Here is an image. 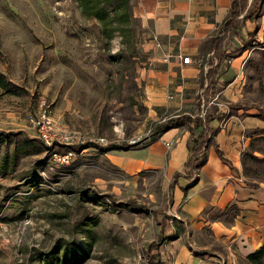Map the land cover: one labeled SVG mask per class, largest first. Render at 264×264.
Returning a JSON list of instances; mask_svg holds the SVG:
<instances>
[{"label": "rangeland", "instance_id": "rangeland-1", "mask_svg": "<svg viewBox=\"0 0 264 264\" xmlns=\"http://www.w3.org/2000/svg\"><path fill=\"white\" fill-rule=\"evenodd\" d=\"M262 1L244 0L212 52L203 49L194 60L203 89L188 92L191 113L197 108L200 116L212 113L224 121L230 103L213 100L215 80L206 74V58L209 52L217 58L216 48L238 37L236 28L245 20H259ZM247 14L252 17L244 18ZM246 37L239 39L255 51L252 80L235 104L264 114L258 85L263 52L252 32ZM147 39L137 17L104 26L84 15L76 0H0V72L12 84L9 90L0 86V264H150L152 256L162 263L158 234L173 212L171 177L161 168L125 172L109 160L110 150L94 143L73 152L68 163L54 164L32 124L43 99L56 134L77 132L83 142L98 136L107 142L143 138L128 152L145 144L146 129L177 112L147 102L144 84L152 66ZM165 54L163 62L173 52L166 59ZM258 118L261 126L244 131L248 137L239 158L246 150L261 159L246 160V174L242 167L241 173L264 184V120ZM183 127L191 136L195 132ZM200 216L228 221L217 208L206 207ZM170 219L167 224L185 230L181 220ZM194 241L189 247L194 253L202 245L220 248L204 226Z\"/></svg>", "mask_w": 264, "mask_h": 264}, {"label": "crops", "instance_id": "crops-1", "mask_svg": "<svg viewBox=\"0 0 264 264\" xmlns=\"http://www.w3.org/2000/svg\"><path fill=\"white\" fill-rule=\"evenodd\" d=\"M230 2L135 0L132 15L145 28L148 37L145 47L150 50L146 58L152 63L144 84L145 91L150 95H147L149 105L190 115L199 112L197 108L194 113L188 109L193 105L188 92L203 89L197 79L199 63L194 62L197 47L202 39L215 32L228 13ZM261 7L264 8V0ZM236 30L238 37L235 35L229 44L216 48L215 53L219 52L217 58L209 56L213 48L208 54L211 64L217 63L221 54H231L222 59L212 75L215 89L210 94L218 105L222 102L235 104L242 97L246 80H252L255 51L248 46L241 48L243 43L239 37L245 40L246 32H252L259 41L256 47L260 52L264 51V11L258 21L245 20ZM151 35L159 40V46L154 44ZM167 51L173 52V55L163 62L160 58ZM180 54H188L191 61L181 63ZM175 67H178V74ZM260 78L264 97V57L260 61ZM219 108L223 110V107ZM149 110L155 112L152 108ZM254 112L251 106L240 107L223 117V122L215 115L209 119L208 124L214 128V145L210 144L206 149L205 161L191 171L184 166L189 154L190 132L183 125L170 127L156 137L151 135L145 144L132 152L128 151L133 146L118 148V151L110 149L107 153L109 160L125 172L161 168L171 177L173 212L169 219H165L166 225L158 234L160 244L157 251L162 264H248L246 254L264 240V184L249 186L244 183L239 158L248 137L244 131L262 125V121L252 115ZM170 140L172 143L166 145ZM215 146L221 154L217 153ZM229 204H234L236 212L228 222L200 216V211L206 207L219 209ZM170 218L181 220L185 230L167 224ZM202 226L206 227L220 248L202 245L205 248H201V253L192 252L189 248L191 241L195 242V235Z\"/></svg>", "mask_w": 264, "mask_h": 264}, {"label": "trees", "instance_id": "trees-1", "mask_svg": "<svg viewBox=\"0 0 264 264\" xmlns=\"http://www.w3.org/2000/svg\"><path fill=\"white\" fill-rule=\"evenodd\" d=\"M78 6L80 7L81 12L89 17L95 18L98 20L102 25L107 26L108 24L111 25L114 23L115 25H120L122 22H126L131 18H136L132 15V5L135 1L131 2V0H76ZM244 0H231L230 7L228 9V13L226 17L222 20V22L218 25L215 32L204 39H202L197 47V53L196 58L198 54L203 49H212L216 47L220 34L223 33L225 30L230 28L232 24L230 23V18L236 16L240 8L243 4ZM244 18L252 17V15H245ZM115 27V26H114ZM117 27V26H116ZM245 44H242L241 48H244ZM231 55V54H221L218 58L217 63L212 65L210 58H206V63L209 64V68L206 72L208 75H213L215 73V69L217 66H219V63L224 59L225 57ZM263 57H264V51H263ZM199 68H201L199 66ZM211 83V84H210ZM209 84L211 87L214 86L213 82H210ZM12 85L8 80H6L3 77V74L0 72V86L3 87L5 90H9V86ZM207 85V84H206ZM259 88H261V78L258 80ZM241 106L236 104H230L228 105V113H231L232 111H236V109L240 108ZM255 116H258L264 120V114L261 110H258L255 114ZM214 115L212 113H205L203 116L199 115V112L190 115L185 112L180 113H174L169 114L165 117H163L159 121H155L153 124V127L151 129L150 135L157 136L164 130L180 126V125H186L189 126L190 129L195 130L194 135H190V142L188 144L189 154L188 158L184 162V166L187 170L191 171L199 165H201L205 161V154L206 149L210 144L214 145L213 142V132L214 128L211 127L208 124V120L211 119ZM193 134V133H192ZM41 142V141H40ZM42 143V142H41ZM89 143H94L98 149L101 151H107L110 149H118V148H129L134 146L136 143H128V142H113L109 141L105 144H97L96 142H80V143H74L70 145L66 144H57V145H44L43 147L45 149H48L50 151L49 156L51 154L52 150H56V146L63 147V148H70L73 152H78L81 148L87 146ZM216 148V146H215ZM216 151L218 154H221L218 148H216ZM246 160H261L260 158L256 157L254 154H252V151H242L240 154V163L242 167V173L246 174L245 168L247 167ZM250 166H248L249 168ZM244 169V170H243ZM244 183L249 186H256L257 182L252 179H243ZM219 214H224L228 221L232 219V216L236 212V207L234 204H229L223 208L218 209ZM227 221V222H228ZM175 235V234H174ZM152 248V247H151ZM245 259L249 264H264V240L262 243L255 248L254 250L250 251L246 254ZM150 264H162L160 260L152 256V259L149 260Z\"/></svg>", "mask_w": 264, "mask_h": 264}, {"label": "built area", "instance_id": "built-area-1", "mask_svg": "<svg viewBox=\"0 0 264 264\" xmlns=\"http://www.w3.org/2000/svg\"><path fill=\"white\" fill-rule=\"evenodd\" d=\"M170 52H166L164 59H166L167 56H169ZM179 61L181 63H188L191 61V58L188 54H180L179 55ZM170 97V95L168 94ZM37 116L32 120V124L36 130V132L39 135V139L47 146L51 145H57L59 144H74L77 142H83V136L77 132H62V133H54L52 132V123L51 119L48 114L47 110V104H45L44 100H40ZM150 128L146 129V132H144V137L147 139L150 138ZM150 135V136H149ZM143 138H141L139 135L131 136L127 139L126 142L128 143H137L141 141ZM97 143L105 144L107 143V139L103 136H98L94 139ZM171 141L166 142V145H169ZM73 154V151L70 148L64 149L62 152H59L58 150H52L50 154V159L54 164H66L68 163L71 155Z\"/></svg>", "mask_w": 264, "mask_h": 264}]
</instances>
